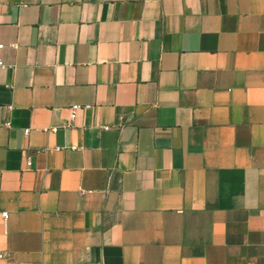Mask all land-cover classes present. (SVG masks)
Listing matches in <instances>:
<instances>
[{"label": "crops", "instance_id": "obj_1", "mask_svg": "<svg viewBox=\"0 0 264 264\" xmlns=\"http://www.w3.org/2000/svg\"><path fill=\"white\" fill-rule=\"evenodd\" d=\"M0 44V264H264V0H0Z\"/></svg>", "mask_w": 264, "mask_h": 264}, {"label": "built area", "instance_id": "obj_2", "mask_svg": "<svg viewBox=\"0 0 264 264\" xmlns=\"http://www.w3.org/2000/svg\"><path fill=\"white\" fill-rule=\"evenodd\" d=\"M3 47H4V45H3V44H0V48H3ZM5 67H6V62H5V60H4L3 58L0 57V77H1L2 71H3V69H4ZM69 108H70V111H71V114H70V120H71V121H74V120L76 119V117H77L78 111H79L80 109H82V108H85V107H84L83 105H80V104H73V105H71ZM9 124H10V122L8 121V125H9ZM57 130H58V127H57V126H52V127H46V128H45V131H47V132H57ZM25 131H26L27 134H29L30 129L28 128V129H26ZM32 163H33V161H32V159H31V157H29V158H28V161H27L28 166H31ZM3 216H4L5 218H8V212H4V213H3Z\"/></svg>", "mask_w": 264, "mask_h": 264}]
</instances>
